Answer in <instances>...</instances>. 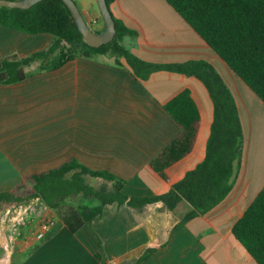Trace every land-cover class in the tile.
Segmentation results:
<instances>
[{"label":"crops","instance_id":"crops-1","mask_svg":"<svg viewBox=\"0 0 264 264\" xmlns=\"http://www.w3.org/2000/svg\"><path fill=\"white\" fill-rule=\"evenodd\" d=\"M78 7L88 25L106 28L97 0H79ZM110 9L138 32L123 45L139 59L161 65L206 61L220 74L244 133L240 174L218 206L186 223L192 206L184 200L175 210L162 202L141 208L113 202L77 233L53 216L54 234L45 237L34 215L13 233L10 208L0 213V264H258L232 229L264 186L263 101L165 0H115ZM53 42L50 34L0 26V60L26 59ZM120 61L96 54L43 70L36 61L24 68L25 80L0 85V192L30 186L31 175L76 160L116 176L128 197H152L169 192L205 159L214 120L206 85L166 70L143 80L125 58ZM184 90L191 92L201 122L193 150L167 169V182L150 161L181 130L164 105ZM149 249L151 256L139 263Z\"/></svg>","mask_w":264,"mask_h":264},{"label":"trees","instance_id":"trees-1","mask_svg":"<svg viewBox=\"0 0 264 264\" xmlns=\"http://www.w3.org/2000/svg\"><path fill=\"white\" fill-rule=\"evenodd\" d=\"M106 1L110 9L115 0ZM165 1L264 103V0ZM113 17L117 30L114 40L93 48L84 42L62 0H43L30 9L0 7V26L31 35L50 34L54 37L52 46L46 51L21 60L17 57L0 60V85L25 80L24 68L36 61L41 63V70L56 69L75 58L96 54L115 56L118 64H121L120 58H125L134 75L143 80L161 70L195 76L206 85L214 104V120L205 159L173 184L169 192L152 197H128L113 174L94 171L70 160L58 168L31 175L33 189L28 194L20 192L27 188L26 184L10 192H0V213L38 199L48 209H56L54 215L57 219L72 233H77L86 222L102 215L108 203H127L133 208H141L162 202L169 210H175L184 200L192 206L182 220L186 223L214 209L232 191L242 167L244 133L235 99L220 74L206 61L161 65L139 59L123 45L125 37L135 38L138 32ZM164 110L181 130L151 159L150 166L168 182L167 169L193 150L201 116L189 90L176 95L164 105ZM86 176L118 183L115 191H97L87 183ZM81 194L97 197L100 204L84 212L73 206H61L65 199ZM53 229L45 237L52 236ZM232 232L256 262L264 264V186L235 223ZM152 253L153 249H149L139 263Z\"/></svg>","mask_w":264,"mask_h":264},{"label":"water","instance_id":"water-1","mask_svg":"<svg viewBox=\"0 0 264 264\" xmlns=\"http://www.w3.org/2000/svg\"><path fill=\"white\" fill-rule=\"evenodd\" d=\"M43 0H0V7L11 9H30ZM69 8L73 19L82 34L84 42L93 48L111 43L116 36V24L106 0H97L106 28L102 32H95L84 19L75 0H62Z\"/></svg>","mask_w":264,"mask_h":264},{"label":"rangeland","instance_id":"rangeland-1","mask_svg":"<svg viewBox=\"0 0 264 264\" xmlns=\"http://www.w3.org/2000/svg\"><path fill=\"white\" fill-rule=\"evenodd\" d=\"M75 2L79 5V0H75ZM89 26L91 27V29L93 31L99 32V30L96 29L93 25L90 24ZM219 59H220V61H222L221 58H219ZM28 68L29 67H27V69ZM244 141H245V139H244ZM86 181H87V183L89 185L94 187L95 190H97V191H107V192L115 191V184H113V186H112V185L107 184L106 182H104V180H102V179L98 180L97 178L86 176ZM32 189L33 188H32V184H31L30 186L27 185V188H22L20 190V192H22L24 194H28V193H30L32 191ZM33 203L36 204V207H40V203H39V201H37V199H31V200H29L26 203H22V205L30 206ZM60 204H62L61 206H73V207L77 208L80 212H84V211H86V210H88V209H90L92 207L98 206L100 204V201L95 196H85V195L81 194L78 197L65 199ZM48 211H50L49 214H51L54 217H56V215H54L55 212H56V209H52V210L48 209ZM99 243H101V242L99 241Z\"/></svg>","mask_w":264,"mask_h":264},{"label":"built area","instance_id":"built-area-1","mask_svg":"<svg viewBox=\"0 0 264 264\" xmlns=\"http://www.w3.org/2000/svg\"><path fill=\"white\" fill-rule=\"evenodd\" d=\"M10 208V210L7 209V218L14 223L15 227H13V233H19L20 228L26 226L27 220L30 219L32 215L36 216L39 226L38 229L43 234H46L57 225L56 219L53 215L49 214L50 211H48V208L41 204L40 207H36V204L33 203L30 206L20 204Z\"/></svg>","mask_w":264,"mask_h":264}]
</instances>
